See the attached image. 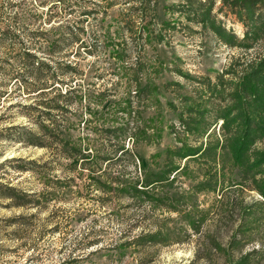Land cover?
I'll return each instance as SVG.
<instances>
[{
  "label": "rangeland",
  "instance_id": "rangeland-1",
  "mask_svg": "<svg viewBox=\"0 0 264 264\" xmlns=\"http://www.w3.org/2000/svg\"><path fill=\"white\" fill-rule=\"evenodd\" d=\"M54 4L30 21H43L56 75L74 91L62 99L67 110L27 112L49 127L43 147L0 140V179L28 194L23 207L0 206V264H222L216 254L195 260L197 244L213 234L225 248L241 220L249 241L232 257L262 243L250 260L264 264V208L256 205L264 203L256 191L264 165L245 171L264 154V134L239 162L229 144L241 135L238 112L252 126L264 121L261 85L259 105L236 94L264 38L250 48L227 45L181 0ZM218 7L216 19L241 38L237 18ZM20 100L15 93L4 105ZM23 112L1 109L0 125L25 124ZM187 148L197 154L181 159ZM172 165L178 171L148 195L131 191ZM154 232L156 244L127 245Z\"/></svg>",
  "mask_w": 264,
  "mask_h": 264
},
{
  "label": "trees",
  "instance_id": "trees-1",
  "mask_svg": "<svg viewBox=\"0 0 264 264\" xmlns=\"http://www.w3.org/2000/svg\"><path fill=\"white\" fill-rule=\"evenodd\" d=\"M54 1L0 0V110L3 109L5 111L13 106L19 107L25 111L23 113H25L24 119H26L25 124L9 122L0 125V140L4 142L43 147V137L45 136V139L50 137L49 127L42 121H31L27 112L36 110L41 115L49 117L52 111L57 112L69 109L70 102L62 103V99L74 91V88L70 83L68 85L66 83L63 84L62 80L58 79L56 75L57 64L52 62L50 60L52 57L49 56L53 52L55 42H48L46 30H44V25L42 24L43 21H30V17L40 18L39 16H41V11L44 8L48 10L54 7ZM181 1L187 5L185 6V12L190 14L196 20V23L205 25L220 41L227 45L238 44L240 47L250 48L252 41L264 38V11L262 8L264 0ZM215 1L220 5L218 10H221L222 6H224V15L236 17L237 21L242 25L241 38H238L232 30L225 29L223 22L216 19V16L212 13ZM69 65L70 63H67L68 68H70ZM258 85L262 86L264 92V53L259 54L257 59L249 62L246 66L237 84L236 94L242 96V93H247L251 97L250 102L259 105L260 96L256 95ZM61 86H65L63 91ZM15 93L19 94L20 101L28 100V103L24 104L17 101L5 106L4 102H7ZM49 95H51V98L45 99ZM247 103V101L243 100V105H247ZM245 112L237 113V116L240 117V120L238 118V121H240L239 129H241L240 137L237 140L234 137L229 142L231 152L235 151L240 154L239 159L238 155L235 157L238 162L243 158L247 159L245 154L249 153V146L253 138H257L259 135L261 137L264 134V121L260 120L256 126H252L249 124L248 116H244ZM223 113L220 118V125L226 127L229 124V121L226 120L227 110ZM1 116L2 114H0V120ZM193 151L195 150L187 148L179 153V156L181 159L194 156L197 152ZM74 157L80 160L83 159L79 151ZM2 165L3 163H0V166ZM262 165H264V154L256 160L255 164L248 162L245 171L251 172L253 168L259 169ZM169 169L168 172L162 171L155 177L156 180L145 182L142 186L145 190H139L145 192H139L135 187L130 188L131 191L134 194L144 193L148 195V189L154 183L160 181L161 177H163V181H166L169 174L178 171V166L172 165ZM256 183H258L256 191L264 201V179L258 180ZM27 195L0 179V206L2 208L25 206L28 203V200H26ZM256 205L264 208V203ZM240 222L231 238L227 240L225 248L220 246L218 240L215 241L216 236L213 234L206 235L201 239V242L198 239L197 241L199 242L194 252L195 260L216 254V256L222 258V264H251L252 260L250 258L262 250V243L255 248H248L237 258H233L231 254V251L237 250L238 247L249 241L247 236H245L248 226ZM190 226L196 232L200 228V222L196 224L191 222ZM156 237V232L143 233L131 238L127 245H138L139 241L144 240L149 244H156L158 243ZM256 250L259 251L257 252Z\"/></svg>",
  "mask_w": 264,
  "mask_h": 264
}]
</instances>
